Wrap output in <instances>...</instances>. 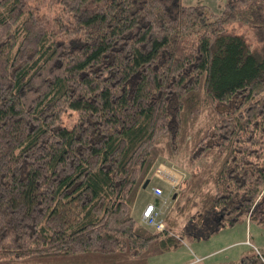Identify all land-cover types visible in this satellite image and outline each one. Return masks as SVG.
<instances>
[{
    "label": "trees",
    "instance_id": "obj_1",
    "mask_svg": "<svg viewBox=\"0 0 264 264\" xmlns=\"http://www.w3.org/2000/svg\"><path fill=\"white\" fill-rule=\"evenodd\" d=\"M159 157L161 230L132 215ZM259 210L264 0H0V264H151Z\"/></svg>",
    "mask_w": 264,
    "mask_h": 264
},
{
    "label": "rangeland",
    "instance_id": "obj_2",
    "mask_svg": "<svg viewBox=\"0 0 264 264\" xmlns=\"http://www.w3.org/2000/svg\"><path fill=\"white\" fill-rule=\"evenodd\" d=\"M228 1L231 0H183V3L187 5L206 4L208 5L209 12L220 13ZM74 116L73 112L68 111L64 115L62 124L71 127L75 121ZM158 159L160 162L157 163V167L151 171L149 189H141L133 207L132 215L137 221H141L142 206L146 201L151 200L155 204H158V199H161L160 197L157 199L155 198L152 191V186L154 185H161L163 187V197L167 195L168 198L167 206H171L174 203L173 200H170L169 202L172 188L167 185V182L162 177L152 175L154 170H157L158 166L166 160L161 157ZM175 168L177 167L175 166ZM162 211L164 215L165 207ZM263 217L264 210H259L252 220L249 218H242L235 226L221 228L209 237L205 235L212 230L214 223L205 224L202 229H199L198 232L200 233V237H192L185 233H181V236L184 239L183 242L165 253L153 256L151 258V264H208L211 262H238L242 255L251 251L252 246H255L261 252H264ZM161 219L163 220V218Z\"/></svg>",
    "mask_w": 264,
    "mask_h": 264
},
{
    "label": "built area",
    "instance_id": "obj_3",
    "mask_svg": "<svg viewBox=\"0 0 264 264\" xmlns=\"http://www.w3.org/2000/svg\"><path fill=\"white\" fill-rule=\"evenodd\" d=\"M155 175L162 177L173 188L178 187L184 178L183 172L174 167H170L165 163H162L158 166ZM153 194L162 198L164 189L161 186H155L153 187ZM165 201L166 200L164 199V202ZM142 219L144 223L155 227L156 229L161 230L164 228V222L161 219V209L152 202L149 203L144 209Z\"/></svg>",
    "mask_w": 264,
    "mask_h": 264
},
{
    "label": "crops",
    "instance_id": "obj_4",
    "mask_svg": "<svg viewBox=\"0 0 264 264\" xmlns=\"http://www.w3.org/2000/svg\"><path fill=\"white\" fill-rule=\"evenodd\" d=\"M149 202H151V200L146 201V203L142 206V211L144 210V208L146 207V205H147Z\"/></svg>",
    "mask_w": 264,
    "mask_h": 264
}]
</instances>
